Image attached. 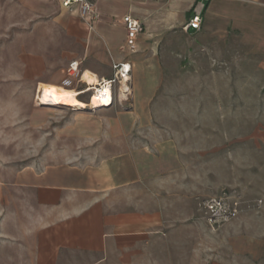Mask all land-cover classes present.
I'll return each mask as SVG.
<instances>
[{
  "label": "crops",
  "instance_id": "1",
  "mask_svg": "<svg viewBox=\"0 0 264 264\" xmlns=\"http://www.w3.org/2000/svg\"><path fill=\"white\" fill-rule=\"evenodd\" d=\"M92 1L97 19L89 30L76 5L67 9L59 0V22L79 49L69 62L78 60L95 81L112 77L113 62H129V79L115 84L112 103L98 107V117L72 122L74 140L87 149L65 151L57 138L54 151L0 170V238L16 245V257L21 249L30 254L28 263L15 264H137L175 221H206L193 214L208 182L200 150L212 143L216 175L231 178L224 184L241 202L232 227L246 228V252L256 264L264 258V0H205L199 30L178 27L196 0ZM125 14L143 24L134 50L125 44ZM179 58L198 72L165 74ZM24 59L28 76L50 65L44 55L25 53ZM66 68L44 83L75 89L88 105L90 92ZM165 98L174 99L168 112L183 107V120L165 125L156 119ZM224 98L231 99V118L237 108V123L222 129L207 116L195 123L188 117L197 104L217 107L224 117ZM240 98H247L246 128L252 130L242 140L235 137ZM244 163L247 181L241 182Z\"/></svg>",
  "mask_w": 264,
  "mask_h": 264
},
{
  "label": "rangeland",
  "instance_id": "2",
  "mask_svg": "<svg viewBox=\"0 0 264 264\" xmlns=\"http://www.w3.org/2000/svg\"><path fill=\"white\" fill-rule=\"evenodd\" d=\"M61 13L59 0H0V170L7 167L22 168L37 160L41 154L54 151L57 138L61 139L59 148L65 151L88 148L74 140L72 122L77 121L81 115L90 119L98 117L95 113L97 108L91 109L87 105L85 108L77 109L42 104L36 98L38 83L48 82L46 81L48 76L61 72L62 68H66L71 55L79 53L72 38L65 33L59 22L58 17ZM184 24H179L178 27L184 29ZM25 53L44 55L50 61V65L44 71L37 67L35 73L28 76ZM186 62L184 58L169 62L164 67L165 74L183 75L189 69L198 72L199 66L189 67ZM211 68L215 69L217 66L213 64ZM80 100L85 102L83 97ZM171 100L174 99L162 100L165 105L164 112L156 115L161 124L168 125L175 122L174 120H183L182 106L176 112H168L166 106H169ZM200 100L192 99L197 103ZM207 100L214 102L215 99ZM176 101L183 103V99ZM202 101L205 105L206 99ZM239 101L241 128L235 137L242 140L249 136L252 130L246 128L248 115L243 106H246L247 98H240ZM223 102L224 117L220 115L223 111L219 108L208 106L205 109V106L200 108L199 104L190 108L188 117L195 123L200 122L202 116H207L208 123L218 124L222 129L230 126L232 122L237 123V108L234 117L231 118V99L224 98ZM209 133L214 135L215 130ZM210 142L211 140L208 144ZM192 147L195 148L193 141ZM200 151L208 160V182L205 192L195 200L193 217L204 218L200 207L202 199L216 197L223 191L228 192L235 188L224 184L225 180H231L230 177L221 179L216 175L219 163L216 161L215 143L209 144L207 151L204 147ZM195 153L199 154V150ZM247 167V163L240 165L241 182L247 181L245 170ZM234 169L236 168L232 167V172ZM230 173L224 174L227 176ZM237 189L240 187L237 186ZM230 222L212 227L207 221H175L169 228V233L167 229L164 230L160 239L145 248L143 258L138 259L137 264H253V259L251 260L246 252V228L240 230L232 227V221ZM15 247L7 236L0 238V264H15L16 260L21 263L30 261V254L22 249L20 257H16ZM256 264H264V258L258 259Z\"/></svg>",
  "mask_w": 264,
  "mask_h": 264
},
{
  "label": "built area",
  "instance_id": "3",
  "mask_svg": "<svg viewBox=\"0 0 264 264\" xmlns=\"http://www.w3.org/2000/svg\"><path fill=\"white\" fill-rule=\"evenodd\" d=\"M60 3L62 7L67 9H71L76 5L82 22L89 30L94 29L97 13L92 0H60ZM204 7L205 0L195 1L194 5L191 7V14L183 26L185 30L200 29ZM122 22L125 28V44L130 50H134L137 35L143 30V24L138 18L130 14L123 15ZM112 70L113 74L111 78H101L92 83H88V81L82 79L83 72L80 70L79 61L72 60L67 65L66 73L77 82L81 81L85 84L84 90L90 92L88 105L94 108L92 97L96 93L102 98H108L109 105L112 103L115 84L129 79L130 63L113 62ZM240 204L239 197L231 195L226 191H223L219 196L204 198L200 201L204 219L212 227L224 225L235 219L240 213Z\"/></svg>",
  "mask_w": 264,
  "mask_h": 264
},
{
  "label": "bare ground",
  "instance_id": "4",
  "mask_svg": "<svg viewBox=\"0 0 264 264\" xmlns=\"http://www.w3.org/2000/svg\"><path fill=\"white\" fill-rule=\"evenodd\" d=\"M83 78L89 81V83L95 81L94 75H92L89 71H84ZM77 95L78 92L75 89L39 82L36 98L42 104L85 108L87 105L81 101ZM92 103L94 104V108L109 105L108 98H102L97 93L93 95Z\"/></svg>",
  "mask_w": 264,
  "mask_h": 264
}]
</instances>
